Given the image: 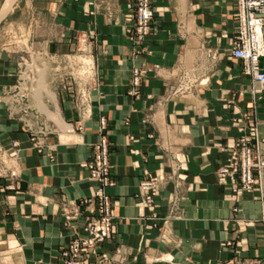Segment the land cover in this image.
Wrapping results in <instances>:
<instances>
[{
    "label": "crops",
    "instance_id": "crops-1",
    "mask_svg": "<svg viewBox=\"0 0 264 264\" xmlns=\"http://www.w3.org/2000/svg\"><path fill=\"white\" fill-rule=\"evenodd\" d=\"M150 1L151 33L140 53L129 33L135 0H17L0 20L21 27L50 59L82 62L46 103L63 126L36 136L38 153L8 117L2 95L11 76L0 54V142L20 144L18 191L4 190L11 181L0 180V245L15 244L13 264H57L80 232L76 202L95 187L82 164L100 138L101 119L115 183L106 189L114 234L100 248L105 264L264 258L259 192L235 198V181H218L234 141L264 140V88L255 93L260 87L228 55L235 0ZM148 180L157 184L151 204L139 190Z\"/></svg>",
    "mask_w": 264,
    "mask_h": 264
},
{
    "label": "rangeland",
    "instance_id": "rangeland-1",
    "mask_svg": "<svg viewBox=\"0 0 264 264\" xmlns=\"http://www.w3.org/2000/svg\"><path fill=\"white\" fill-rule=\"evenodd\" d=\"M16 1L17 0H4L3 8H2V11L0 12V20L2 18H5L11 12ZM149 3L153 11V17H154V10L151 6L150 0H149ZM236 11H237V8H236ZM134 16H135V13H134ZM235 18H236V13H235ZM133 27H134V22H133L131 29ZM129 33L131 34L130 40L132 42V31ZM150 33H151V26H150ZM145 38L142 40L140 45H135L137 47V53H140L142 51L140 46L145 40ZM1 53L6 58L5 63L7 62V68H8V70L6 71L11 76V82L7 89L8 91L6 93H3L2 95L3 101L6 104V108L8 109L7 111L8 117L9 119L18 121L20 123V130L28 134L29 141L32 143L34 150H36V152L39 153L41 152V150H40V146L38 145V141L36 140V136L40 133L46 134V135H48L49 133H54L55 127H53V124L57 126L58 124L54 123L53 120L51 121L47 118L45 112L42 111L40 107L38 106V101H41L42 104L45 105V110L54 114V117H52L51 119H57L62 122L58 113H55L54 109L49 110L46 103L50 102L49 101L50 98L54 99L53 93L55 89L57 93L58 92L60 93L61 90L64 91L65 89L64 87L66 85L65 82L68 80V76H66V72H68V70L71 67H74V65H79L80 67V65H82V62L80 60H76L75 62H70V61L65 62L64 60L55 61L54 59H50L49 57L51 56L48 53L37 50L30 44L28 39L25 38V35L23 34L21 27H18L17 24H0V54ZM84 63L86 64L87 61H84ZM54 73L56 74L55 76H54ZM137 73L139 74L137 86H139L140 73L139 72ZM101 120L105 122V129L103 130V132H101L100 123H99L100 138L98 142L93 146L90 158H88L82 164V167L84 168V164H88L89 161L93 159L96 146L100 143L101 138L104 137L106 139V143L108 146V161H109L108 163H109V169H110L109 178L112 183L111 186H107L104 188V193L106 194V189L113 187L115 183H114V180L112 179L111 168H110V143L106 136L107 124H106L105 119H101ZM42 122H44L45 124H43ZM241 140L246 142L250 147L254 146V140L247 141L243 139V137L238 138L236 141H234L233 148L236 150V153L234 157L232 158L231 164L229 166L219 169L218 171V181L221 184L222 182H224L226 178H229L235 181L234 187L232 188L233 190L235 186H237L236 183H239L238 181L239 175L235 174L234 178H231L229 176H226L223 178L220 175V171L223 169H229L230 171H232L231 168L234 165V163L235 164L237 163L238 156H239L238 152L240 149V146L238 147L239 149L236 148L235 146L239 145ZM19 145L20 144L17 141L10 142L8 145L6 143L0 142V180L3 178H9V180L11 181L8 187L6 186L4 188V190L6 191H18L17 190L18 174L16 173V170H17L16 166H17V161H18L17 159H18ZM84 169L87 170L86 168ZM87 172L89 174V179L94 183L95 187L90 197L82 198L76 202V211L78 210V212L76 213L82 216L84 220L83 226L80 232L77 233L72 238V240L68 243L66 247H69L73 242H75L76 240L78 241V239L87 240L91 238L90 235H87L88 234L87 230L89 229L88 224L96 221L95 217L89 218L88 211L86 210L85 207L80 206V201L83 199L91 198L94 195L96 187H97L96 182H94V180L91 178L88 170ZM254 176L257 177V174L254 173ZM151 183H153L152 188L154 189V193H149L150 201H148L147 199L148 194H146L143 187ZM139 190L146 204L153 203L154 198L158 194L157 184L155 180H148V181L142 182L139 186ZM233 190H232V194L235 198H237ZM254 191L259 192L260 219H261L260 199L262 198V192L264 193V191L262 190V186L259 187L258 185H255L253 187V192ZM106 196L108 197V200H109L108 211H109L111 232L109 236L105 238L102 242L100 243L93 242L92 244L88 245L91 247L90 249H88V253L83 254L81 256V261L83 262V264H92V263L93 264H105V262L108 261V256L103 254L100 251V248L103 244L111 240L112 235L114 234L113 214H112V208L114 204L107 194ZM263 231H264V226H262V231H261L262 239H263ZM14 246H15L14 243H10L9 247L11 249L7 250L6 246L0 245V264H13V257L14 255H16L15 249L13 248ZM66 247L62 248L59 251L57 264H61L60 253ZM258 260H261V259H258ZM258 260H248L244 262L228 261V262H220V263H230V262L245 263V262L258 261Z\"/></svg>",
    "mask_w": 264,
    "mask_h": 264
},
{
    "label": "built area",
    "instance_id": "built-area-1",
    "mask_svg": "<svg viewBox=\"0 0 264 264\" xmlns=\"http://www.w3.org/2000/svg\"><path fill=\"white\" fill-rule=\"evenodd\" d=\"M237 26L235 34L231 40L228 55L232 60L241 63L245 75L249 76L260 88L255 93H260L264 88V72L260 68V60L264 58V0H235ZM153 11L149 0H135L134 27L132 31V43L140 45L142 40L150 34ZM130 31V32H131ZM138 73L133 72V85H138ZM105 129V122L100 121V130ZM50 134V133H49ZM103 135V134H102ZM240 146V149L238 148ZM239 149L237 163L232 166V171L223 169L220 171L221 177L229 176L234 178L239 175V183H236L233 192L236 197L253 192V187L262 186L264 177V140L255 137L254 146H249L243 140L235 146ZM108 146L106 139L101 138L96 146L95 154L88 164H84L91 178L96 182L97 187L94 195L89 199L80 201V206L86 208L89 218L96 219L95 222L88 224L87 230L91 238L84 240L78 239L69 247L61 251V264H83L81 256L88 253L91 247L89 244L100 243L107 238L111 232L109 218V200L104 193V188L111 186L109 178ZM257 174V177L254 176ZM153 183L143 187L148 194L154 193ZM152 190V191H150ZM261 219L264 226V193L262 192ZM264 248V231H263ZM218 264H264V258L258 261L245 263H218Z\"/></svg>",
    "mask_w": 264,
    "mask_h": 264
},
{
    "label": "bare ground",
    "instance_id": "bare-ground-1",
    "mask_svg": "<svg viewBox=\"0 0 264 264\" xmlns=\"http://www.w3.org/2000/svg\"><path fill=\"white\" fill-rule=\"evenodd\" d=\"M38 106L40 107V109H41L42 111L45 112V114H46V116H47V118H48L49 120H51V121L53 120L54 123L58 124L59 127H60V126H63V122H61V121H59V120H57V119H51L52 117H54V114L51 113V112H49V111H47V110H45V105L42 104L41 101H38Z\"/></svg>",
    "mask_w": 264,
    "mask_h": 264
}]
</instances>
